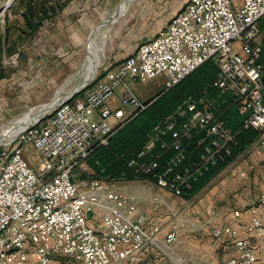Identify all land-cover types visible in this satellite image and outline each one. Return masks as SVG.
<instances>
[{
  "label": "built area",
  "instance_id": "2783aa9c",
  "mask_svg": "<svg viewBox=\"0 0 264 264\" xmlns=\"http://www.w3.org/2000/svg\"><path fill=\"white\" fill-rule=\"evenodd\" d=\"M11 1L0 6V26ZM261 20L264 0H187L154 38L78 92L75 87L66 93L43 115V123L26 127L1 147L0 264H141L149 246L174 245L177 231L160 239L161 227L147 226L134 194L114 187L112 178L78 179V173L88 170L95 149L106 147L130 116L148 106L128 82L163 76L167 91L206 62L215 67L213 78L152 126L128 159L129 172L174 197L191 194L206 173L227 162L236 145L237 131L221 117L228 105L240 130L257 132L252 152L262 154ZM25 146L37 153V169L23 154ZM230 175L245 178L235 170ZM247 211L246 230L264 237V189ZM96 214L98 226L89 223ZM211 235L232 245L233 253L221 264H261L249 240L230 225L213 228Z\"/></svg>",
  "mask_w": 264,
  "mask_h": 264
},
{
  "label": "rangeland",
  "instance_id": "374dc122",
  "mask_svg": "<svg viewBox=\"0 0 264 264\" xmlns=\"http://www.w3.org/2000/svg\"><path fill=\"white\" fill-rule=\"evenodd\" d=\"M5 1L8 0H0V6L1 3ZM68 1L69 0H12L10 5L3 12V24L0 26V148L5 147V145H7L19 132L29 127L34 121L24 126L22 129L11 132L15 125L21 122V120L29 119L34 113L41 112V109L45 108V105L54 101L60 89L63 94V92L74 89L82 83L84 79L99 75L108 64L109 54L114 51L121 52L117 49L118 34L124 32L127 27L126 20L136 9V4L139 0H132L131 3H128L123 8L118 18L110 22L111 30L105 44L102 62L90 75H85V77H82L83 72L87 67V62L90 61L93 52L101 41L104 25L108 17L111 13L116 14V7L119 6L121 1L125 0H116L114 4H112L114 0L98 1L96 3L95 8H97L99 12L95 14L96 18L91 22L92 24H96V26H94L95 28L89 34L87 43H85L82 49L76 54L71 53L72 50L69 51L66 49V46H64V43L68 41L67 38L69 37L67 32L62 33V30H59L60 32L58 35L53 33V36L49 34L42 38L36 39L35 37L38 28L43 24H50L55 21V18H57L56 20H58L60 24L67 23V26L70 24V22L66 20V17L62 19L60 16L56 17L66 6ZM176 1L179 7H181L185 1L187 2V0ZM167 7V11L171 12L174 5H169ZM167 15L169 14H166V16ZM261 25L262 30L260 38L263 42L264 20H261ZM69 35L72 37L71 39H73V31H71ZM14 54H17V58L12 60L11 57ZM128 86L132 92L144 104H148V106H150L151 102L155 100L158 94H165L164 98L167 99L174 98V106L170 111L186 97H176L178 90L181 88L180 85H177L170 91H165L163 76H158L145 83L139 81L128 82ZM115 93L118 94L117 91ZM110 103L117 105L116 98H112ZM229 106H231L229 114L237 119L234 107L232 105ZM145 110L132 115V117L128 115L130 119L120 128L132 122L141 124L142 119L147 118V116H145L146 114L144 115ZM44 116L41 117L40 121L35 125L43 123L45 121ZM161 117L163 118V115ZM8 134L10 135L8 136ZM4 135L8 136L7 139H3ZM254 141L255 138L249 141V143L228 162L229 164H226L224 167L225 170L223 169L224 171L219 170L191 195L192 197L187 200L181 210L182 214L187 216V220L190 219V216L195 220L199 216L205 214L204 203L201 202L200 199L209 196L208 193L210 190L216 192L215 196L220 198L219 202L215 204L216 208L222 211V216H228V210H232L233 208V204L229 203H231L230 201L234 202V199H232L233 194L231 193V187L234 186L236 182H232L227 170L233 169L239 165L245 166L253 164V160L248 155L250 154L249 151L252 150ZM23 154L27 158L30 166L37 169V153L28 146H25L23 148ZM87 167L88 172H79L78 179L93 176L95 171L89 161H87ZM128 181L132 180L112 178L111 183L114 187L121 189ZM139 184H141V182ZM184 230L185 234L184 238H182V245L186 251L184 252L183 258L186 264H193L192 256L196 258L199 257L200 254L197 253V251L203 250V248L205 251V246H211L214 240L210 239L211 237L207 231L203 233L201 229H197L196 227H185ZM163 259L166 261V258Z\"/></svg>",
  "mask_w": 264,
  "mask_h": 264
},
{
  "label": "crops",
  "instance_id": "0c3cea01",
  "mask_svg": "<svg viewBox=\"0 0 264 264\" xmlns=\"http://www.w3.org/2000/svg\"><path fill=\"white\" fill-rule=\"evenodd\" d=\"M98 1L105 0H69L56 17L60 16L61 19L66 17V20L70 24L68 26L67 23L60 24L56 20L57 18H55V21L50 24H43L38 28L35 36L36 39L49 34L51 36L54 34L58 35L59 30H62V33L67 32L69 36L67 38L68 41L64 43L66 49L72 50L71 53H78L85 43H87L89 34L95 28L94 26H96V24H92L91 22L95 20V14L99 12L95 8ZM115 1H112V4ZM185 3L179 7L176 0H139L136 4V9L126 20L127 27L124 32L118 34L117 49L121 52L114 51L109 54L108 64L103 71L113 67L131 55L140 43L154 38L159 31L166 27L173 16L183 9ZM169 5H174L171 12L167 11V6ZM166 14L169 15L166 16ZM71 31H73V39L69 35ZM249 152L248 156L253 160L252 165H239L227 170L232 182H236L231 187L234 202L230 201L231 203H229L233 204V208L232 210H228V216H222V211L216 208L215 204L219 202L220 198L215 196L216 192L213 190L209 191V196L200 199L204 203L205 214L195 220L190 216V219L187 220V216H184L181 210L187 200L192 197L191 195L200 187L187 196L174 197L169 192L149 182H141L139 184L140 181L132 180L128 181L125 186H122L120 190L136 196L137 211L145 214L147 226L158 225L161 227V232L158 235L160 239H163L166 232L170 229H175L178 233L177 241L169 248L163 243L149 246L146 257L141 264H184L183 257L186 250L183 248L182 238H184L185 227H196L197 229H201L203 233L207 231L211 237L210 239L214 240L211 246H205V251L204 248L197 251L200 254L199 257L192 256V263L221 264L225 258L233 253V248L226 241V238H214L211 235V231L213 228L223 224L230 225L239 237L247 238L258 261L264 264V237L253 232L249 233L246 230L249 220L248 207L256 201L258 194L264 189V150L260 155H256L252 150ZM223 169L221 170L224 171L225 169ZM230 170L244 172L245 178H240L238 175L231 176ZM234 210L240 212L238 217L233 216L232 212ZM89 223L98 226L100 217L97 214L89 216ZM163 258H166V261Z\"/></svg>",
  "mask_w": 264,
  "mask_h": 264
},
{
  "label": "trees",
  "instance_id": "16d2710c",
  "mask_svg": "<svg viewBox=\"0 0 264 264\" xmlns=\"http://www.w3.org/2000/svg\"><path fill=\"white\" fill-rule=\"evenodd\" d=\"M264 53V41L262 42V54L261 62H263ZM264 66V64H263ZM215 75V68L211 62H206L196 68L190 75L184 78L180 83V89L177 92L176 97H185L190 94H194L201 90L202 87L208 84V82ZM264 81V75H263ZM176 85V86H177ZM174 86V87H176ZM173 87V88H174ZM171 88V89H173ZM170 89V90H171ZM167 90V91H170ZM164 95H157L155 100L151 102L150 106L145 110L144 115L147 118L142 119L141 124L136 122L129 123L127 126L117 130L111 137L106 147L97 148L88 158V161L95 173L94 177L102 178H119L122 175L127 180H134L133 176L126 167V163L132 155L139 150L145 141L146 135L151 130L152 126L159 122L174 106V98L167 99ZM178 98V99H179ZM150 102V101H149ZM231 106H226L222 111V119L237 131L236 145L233 147L230 157H228L225 164L212 168L206 175L194 184L192 192L201 187L211 176L223 169L224 166L232 160L236 154L246 146L249 141L256 138L257 132L252 130H240L238 119L231 116ZM229 111V112H228ZM161 117V118H160Z\"/></svg>",
  "mask_w": 264,
  "mask_h": 264
},
{
  "label": "bare ground",
  "instance_id": "6f19581e",
  "mask_svg": "<svg viewBox=\"0 0 264 264\" xmlns=\"http://www.w3.org/2000/svg\"><path fill=\"white\" fill-rule=\"evenodd\" d=\"M131 2H132V0L121 1L119 6L116 7V9H115V11L117 13L116 14L115 13H111V15L108 17V19H107V21H106V23L104 25L105 27H104V30H103V35L101 37V41L99 42V44L97 45L95 51L93 52L92 57L90 58V61L87 62V67H86L85 71L83 72V76L82 77H85V75H87V76L90 75L93 72V70L102 62V59H103V56H104V52H105V44H106V41L108 39L109 32L111 30L110 22L116 20V18H118L119 14L122 12L123 8L128 3H131ZM5 4H7L6 1L1 3V5H5ZM72 90H74V89H72ZM71 91H68V92H71ZM61 92L62 91L60 89V92L58 93V96L56 98L59 99L62 96H64L66 93H68V92H63V94H62ZM41 110L42 111L39 112V113L38 112L34 113L29 119L21 120V122H19L17 125H15L13 127L11 132H14L16 130L22 129L24 126H26V125L30 124L31 122L35 121L36 118L39 117L41 115V113H43L46 110V105H45V108H42ZM9 135L10 134H8V136ZM8 136L4 135L3 139H7Z\"/></svg>",
  "mask_w": 264,
  "mask_h": 264
},
{
  "label": "water",
  "instance_id": "95a60500",
  "mask_svg": "<svg viewBox=\"0 0 264 264\" xmlns=\"http://www.w3.org/2000/svg\"><path fill=\"white\" fill-rule=\"evenodd\" d=\"M92 78V76L90 78H87V79H84L82 81V83H80L78 86H76V90L74 91V93L78 92L80 90V88L85 84L87 83L90 79ZM73 93V92H72ZM58 101V98H55L54 101H52L50 104L46 105V110L41 113V115L39 117H37V119L31 124V125H35L39 120L40 118L45 114L47 113L54 105L55 103H57Z\"/></svg>",
  "mask_w": 264,
  "mask_h": 264
}]
</instances>
